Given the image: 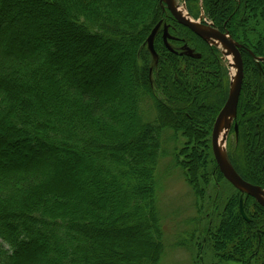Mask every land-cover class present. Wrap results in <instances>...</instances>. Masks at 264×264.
Returning a JSON list of instances; mask_svg holds the SVG:
<instances>
[{
    "label": "trees",
    "instance_id": "1",
    "mask_svg": "<svg viewBox=\"0 0 264 264\" xmlns=\"http://www.w3.org/2000/svg\"><path fill=\"white\" fill-rule=\"evenodd\" d=\"M186 1L197 18L198 0ZM203 6L241 45L229 156L264 189V61L256 59L264 58V0ZM159 23L153 67L148 38ZM184 45L197 54L181 53ZM229 94L219 50L162 0H0V157L22 146L38 154L0 160V264H161L170 169L163 176L160 165L168 157L181 171L198 213L212 179L230 184L212 152ZM215 215L205 230L215 256L264 264V207L236 189ZM196 231L180 245L189 247Z\"/></svg>",
    "mask_w": 264,
    "mask_h": 264
},
{
    "label": "rangeland",
    "instance_id": "2",
    "mask_svg": "<svg viewBox=\"0 0 264 264\" xmlns=\"http://www.w3.org/2000/svg\"><path fill=\"white\" fill-rule=\"evenodd\" d=\"M203 1L204 0H198L197 6L199 5V14L197 18H194L189 13V5L187 4L186 0H175L177 6L186 12L188 18L194 20L195 22H199L202 26L217 29L213 21H211L205 14ZM162 4L164 5L163 0ZM244 24L249 25V21H245ZM250 31L252 32L254 30ZM168 32L169 36L172 39L173 35L171 31L168 30ZM209 44L213 47H216L220 52L221 61L227 70L228 83L231 90L234 81V57L229 52V50L221 48L215 44ZM177 48L181 50V53L185 55H187L188 53L192 54V52L193 54H197L188 45H184L181 47L179 46ZM149 59L152 61V66L155 67L158 63L159 56L157 55V57H154L152 55L151 57H149ZM256 59H261L262 61H264V58L258 57ZM124 77L125 72L121 70L120 80H122ZM229 118H231L230 126L228 127L223 137V150L226 156V160L232 165L229 156L228 141L230 139L231 130L233 128L234 120L236 119V117L231 116ZM177 139L178 147H181L186 142L182 134H179ZM2 148L6 150V147L4 148L3 146L1 147V149ZM3 155L4 156L0 157V160L6 163L7 160L14 158L20 160L23 158V155L37 157L38 154L36 149L28 150L25 149L24 146H22L19 147L18 151L16 148H7L5 154ZM44 157H47V155ZM245 161V153H242V162ZM168 169H170V174L167 177V185L161 196V214L163 218V225L165 228L164 231L166 243V253L161 264H238L235 262L222 263L219 258L215 256L209 242L207 240L205 241V239L207 238L205 230L214 225L216 219L215 212L223 208L224 204L226 203V198L228 200V198L230 199L233 195H236L237 188H234V190L229 186L231 184L228 185L224 181H221L218 184L215 182V179H212L210 181V184L206 187V192L203 193L204 200H202L203 203L201 202V212L198 213L195 206V196L192 189L186 183L181 171L173 168L171 165V159L166 157V160H164L160 165L159 173L164 176ZM163 179H161L162 182L164 181ZM194 229L197 231L195 232V238L191 240V242H189L191 243V245L189 247L187 245H180V242L192 238L190 233ZM0 245H2L1 239Z\"/></svg>",
    "mask_w": 264,
    "mask_h": 264
},
{
    "label": "water",
    "instance_id": "3",
    "mask_svg": "<svg viewBox=\"0 0 264 264\" xmlns=\"http://www.w3.org/2000/svg\"><path fill=\"white\" fill-rule=\"evenodd\" d=\"M165 7L171 13L172 17L182 26L191 30L194 34L201 37L205 41L215 44L221 48L229 50V52L234 57L235 61V69H236V78L235 83L233 81L229 97L221 109L219 115L216 118V121L213 126L212 132V152L214 158L217 162L220 172L224 176V178L235 188H237L242 195L247 194L252 196L257 202L264 207V190L259 186L252 185L246 182L233 168V166L228 162H224L221 155V144L224 143L220 141L221 130L225 127L227 120L229 117L237 115V109L239 104V99L242 91L243 78H244V69H243V61L239 51L241 45L233 40L229 33H223L220 30L214 28H208L205 26H200L197 22L187 17V15L183 14V12L177 6L175 0H163ZM161 27V23H159L153 30L151 35L148 38V47L150 52L154 57H157V52L154 47V39L158 30ZM164 42L167 48L174 52V50L168 44V28H164L163 33ZM261 60V59H259ZM235 130L237 132V126L235 125ZM243 197L240 198V213L242 217L249 221L243 205Z\"/></svg>",
    "mask_w": 264,
    "mask_h": 264
},
{
    "label": "bare ground",
    "instance_id": "4",
    "mask_svg": "<svg viewBox=\"0 0 264 264\" xmlns=\"http://www.w3.org/2000/svg\"><path fill=\"white\" fill-rule=\"evenodd\" d=\"M179 9H180V8H179ZM180 10L183 12L184 15L186 14V12H185L183 9H180ZM197 23H198L200 26H202L199 22H197ZM233 74H234V78H236V70H235V68H234V70H233ZM234 83H235V79H234ZM230 119H231V118H228L225 127L223 128V130H221L220 141H222V142H223V137H224V135H225V133H226L228 127L230 126ZM223 147H224V143L221 144V155H222V159H223V161L226 162L227 160H226V158H225L226 156H225V153H224Z\"/></svg>",
    "mask_w": 264,
    "mask_h": 264
}]
</instances>
